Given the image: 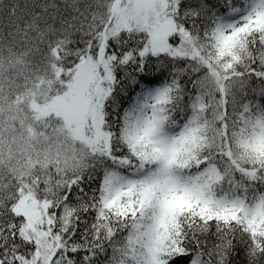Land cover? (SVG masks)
Returning <instances> with one entry per match:
<instances>
[{"label":"snow or ice","instance_id":"6c2138e0","mask_svg":"<svg viewBox=\"0 0 264 264\" xmlns=\"http://www.w3.org/2000/svg\"><path fill=\"white\" fill-rule=\"evenodd\" d=\"M0 264H264V0H36L0 46Z\"/></svg>","mask_w":264,"mask_h":264},{"label":"trees","instance_id":"16d2710c","mask_svg":"<svg viewBox=\"0 0 264 264\" xmlns=\"http://www.w3.org/2000/svg\"><path fill=\"white\" fill-rule=\"evenodd\" d=\"M36 0H0V46L17 38L22 21Z\"/></svg>","mask_w":264,"mask_h":264}]
</instances>
